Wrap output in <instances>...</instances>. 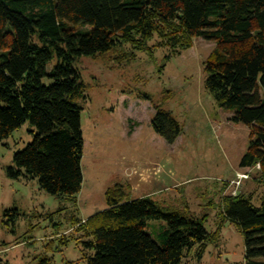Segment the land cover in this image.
Returning <instances> with one entry per match:
<instances>
[{
	"label": "trees",
	"instance_id": "16d2710c",
	"mask_svg": "<svg viewBox=\"0 0 264 264\" xmlns=\"http://www.w3.org/2000/svg\"><path fill=\"white\" fill-rule=\"evenodd\" d=\"M194 38L214 44L203 87L217 108L232 113L230 121L247 127L239 168L258 167L256 181L264 186V0H0V141L25 122L36 130L13 154L7 176L36 179L41 191L76 206L87 87L75 63L109 53L130 60L135 51L158 49L167 60L190 49ZM154 109L153 133L172 144L181 125ZM104 202L106 209L83 222L72 220L77 243L92 251L85 264H181L193 248L200 259L225 222L243 240V264H264V196L259 207L250 194L223 196L211 233L206 215L186 207L168 212L149 197L130 199L121 185L108 188ZM151 220L165 224L158 243L145 232Z\"/></svg>",
	"mask_w": 264,
	"mask_h": 264
},
{
	"label": "rangeland",
	"instance_id": "374dc122",
	"mask_svg": "<svg viewBox=\"0 0 264 264\" xmlns=\"http://www.w3.org/2000/svg\"><path fill=\"white\" fill-rule=\"evenodd\" d=\"M192 44L167 60V51L158 49L151 55L135 51L130 60L109 53L75 63L87 87L81 102L82 184L76 206L41 191L36 179L7 176L13 154L36 133L29 122L0 141V263L85 264L92 251L77 243L72 220L83 222L106 209L104 193L113 185L123 186L130 199L149 197L168 212L186 207L196 217L206 215L204 227L210 233L218 224L223 196L250 194L253 205L260 206L264 186L256 181L258 168H239L249 131L230 121L232 113L217 108L203 87V64L214 44L200 38ZM155 107L182 127L172 144L150 127ZM245 174L247 179L236 186L233 182ZM164 226L151 220L145 232L158 243ZM195 252H185L181 264L244 262L243 240L228 222L200 259Z\"/></svg>",
	"mask_w": 264,
	"mask_h": 264
},
{
	"label": "built area",
	"instance_id": "2783aa9c",
	"mask_svg": "<svg viewBox=\"0 0 264 264\" xmlns=\"http://www.w3.org/2000/svg\"><path fill=\"white\" fill-rule=\"evenodd\" d=\"M258 168V167H257ZM238 181L237 182H233L236 186H239V182H240V180H242V179H247V175L245 174V175H240V176H238ZM232 183V184H233Z\"/></svg>",
	"mask_w": 264,
	"mask_h": 264
}]
</instances>
